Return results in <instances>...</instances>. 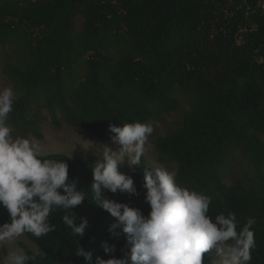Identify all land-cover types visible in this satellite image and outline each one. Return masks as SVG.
<instances>
[{
	"label": "trees",
	"instance_id": "obj_1",
	"mask_svg": "<svg viewBox=\"0 0 264 264\" xmlns=\"http://www.w3.org/2000/svg\"><path fill=\"white\" fill-rule=\"evenodd\" d=\"M264 0H4L0 2L2 72L16 99L8 123L14 136L44 140L43 124L67 125L80 136L111 143L110 125H154L183 110L158 136L162 163L177 165V183L211 197L208 215L236 214L238 231L255 218L256 246L250 264H264ZM80 22V25L78 23ZM263 62H260V60ZM184 105L186 109H183ZM239 151L255 170L254 180L228 185L231 154ZM69 178L87 192L73 211L89 221L80 245L97 258H124L129 246L122 228L93 200L96 156L72 160ZM142 157L122 169L137 194H112L145 217L151 211L143 187ZM57 209L46 236L25 233L40 251L34 264H86L74 253L73 236ZM10 222L0 207V225ZM115 245L105 253L102 245ZM213 258L204 254L203 264Z\"/></svg>",
	"mask_w": 264,
	"mask_h": 264
},
{
	"label": "clouds",
	"instance_id": "obj_2",
	"mask_svg": "<svg viewBox=\"0 0 264 264\" xmlns=\"http://www.w3.org/2000/svg\"><path fill=\"white\" fill-rule=\"evenodd\" d=\"M16 94L8 87L0 91V207L5 208L10 222L0 225V244H12L25 233L39 238L55 231L49 221L51 213L64 210V225L73 236L79 237L75 251L86 264L93 255L79 243L89 227L86 218L73 209L87 200V192L80 190L69 178V164L64 160L46 159L39 141L14 136L8 123ZM148 123H125L123 127L110 125L112 144L100 145L102 156L91 168L94 203L114 217L109 231L118 236L122 228L129 252L124 258H97L96 264H203L204 254L215 250V264H250L255 248L253 226L255 218L238 231L233 212L208 215L211 197L181 187L176 172L162 167L143 169V187L151 211L147 217L137 208L107 198L104 193L137 194L134 179L122 171L125 166L136 168L150 146L155 127ZM105 253H114L115 245L105 242ZM35 256L23 250H10L0 264H34Z\"/></svg>",
	"mask_w": 264,
	"mask_h": 264
},
{
	"label": "rangeland",
	"instance_id": "obj_3",
	"mask_svg": "<svg viewBox=\"0 0 264 264\" xmlns=\"http://www.w3.org/2000/svg\"><path fill=\"white\" fill-rule=\"evenodd\" d=\"M1 1L4 0H0V2ZM80 22L81 21H79L78 25H80ZM5 53L6 49L0 47V91L8 87L12 88L2 72ZM183 109H186L185 105ZM182 114L183 110L181 109L179 112L166 116L160 121L159 126L155 127V130L149 139L150 146L147 148L143 156L147 162V165L151 169L155 167H162L169 171H175L177 174V165L173 163H162L159 161V154L155 149L154 141L158 136L164 135L165 131L175 122L179 121ZM42 131L44 134L43 141H39L32 136H30L28 139L39 141L42 144L44 156L51 154H63L72 160H84L88 156H96L100 159L102 156L99 147L100 145L108 144L115 150V146L112 144V142L102 143L91 137L80 136L75 130L67 125H63L61 129L54 128L50 117H48V120L43 124ZM231 156L230 163L232 165V171H227L229 176L225 179V182L228 185H235L234 182L236 180L246 185L249 181H253L255 170L248 165L241 153L239 151H235L232 152ZM25 249L37 253L40 251V249L34 243L29 241L25 234H23L10 245L6 243L0 244V259L6 257L10 250H23L25 252ZM205 254L212 256V264H215V261L218 260L214 249Z\"/></svg>",
	"mask_w": 264,
	"mask_h": 264
},
{
	"label": "built area",
	"instance_id": "obj_4",
	"mask_svg": "<svg viewBox=\"0 0 264 264\" xmlns=\"http://www.w3.org/2000/svg\"><path fill=\"white\" fill-rule=\"evenodd\" d=\"M261 6L264 9V2H262ZM260 62H263V60L261 59Z\"/></svg>",
	"mask_w": 264,
	"mask_h": 264
}]
</instances>
